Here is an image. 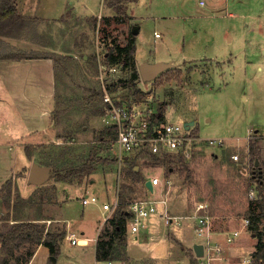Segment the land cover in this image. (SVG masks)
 I'll use <instances>...</instances> for the list:
<instances>
[{"label":"rangeland","instance_id":"1","mask_svg":"<svg viewBox=\"0 0 264 264\" xmlns=\"http://www.w3.org/2000/svg\"><path fill=\"white\" fill-rule=\"evenodd\" d=\"M16 1L21 13L41 17L21 37L3 41L13 50L35 53L38 57L33 59H50L54 77L50 83L40 68L0 60V181L8 177L0 188V229L4 222L39 217L50 231L64 229L63 240H67L65 219L77 235L91 237L98 221L109 213L102 205L113 203L121 185L135 186L130 201L160 199L157 187L147 193L141 183L125 176L127 163L120 172L115 161L103 158L108 153L99 140L104 123L94 111L100 100L92 91L98 89V58L103 59L110 47L126 45L132 29L138 27L135 55L139 62L186 60L176 61L144 86L157 103L171 104L169 121L193 122L190 127L199 138V148L183 160L185 166L173 163L169 170L147 157L136 160L135 171L158 177L166 184L163 192L168 187L183 190L192 211L183 208L181 215H191L202 202L209 215L219 216L225 230H240L236 239L252 234L243 219L250 199L257 197L259 179L264 189V177L257 175L258 167L264 165V0H204V5L198 0H121L118 4L124 8L120 11L110 6L111 0ZM89 17H96V23ZM155 33L160 36L155 38ZM137 87H141L139 82ZM46 88L48 125L32 133L35 136L29 142V128L45 105ZM39 122L45 123L43 118ZM18 137L25 140L16 148ZM213 139L223 144H206ZM251 141L257 147L255 154L248 150ZM234 153L237 160L232 159ZM86 161L93 164L89 175L56 179V172L64 173ZM33 163L50 167L46 180L37 185L27 179ZM84 195L95 196L97 201L83 205ZM166 197L169 206L184 204L182 194ZM6 199L10 207L5 206ZM190 221L182 218L183 223ZM85 246L64 241L56 264H93V243ZM26 247L15 254L25 253ZM126 259L110 264H128Z\"/></svg>","mask_w":264,"mask_h":264},{"label":"trees","instance_id":"2","mask_svg":"<svg viewBox=\"0 0 264 264\" xmlns=\"http://www.w3.org/2000/svg\"><path fill=\"white\" fill-rule=\"evenodd\" d=\"M119 2H121V0H111L109 4L114 9L120 11L124 7L119 6ZM38 19L39 17L36 16L29 17L23 15L18 9L16 0H0V60L16 61L38 57L35 53L32 54L30 52L8 48L6 47V43L3 41V38L21 37L24 33L31 30ZM90 19L93 22L96 21V17H89V20ZM134 38L135 35L131 33L126 45L122 47L117 45L108 48L103 57L104 61L108 63H121L123 68H127L129 76L118 80V84L127 86L137 97H141L144 93L136 87V84L140 80V74H138L134 57ZM51 59H53V62H58V59H55L53 56ZM112 86H115V84ZM92 91L94 93L93 96L100 97L99 104H96L94 107L95 113L100 115L103 112L101 103L102 93H100L97 87L96 89H92ZM166 105V101H159L156 107L157 113L152 116V120L156 122L164 120ZM115 133L116 132L113 127H103L100 132L99 140L102 141L103 144L105 143L106 146L107 140L111 137L113 138ZM248 148L250 153H256L257 147L255 142L251 141ZM148 157H150V160L154 165L164 164L167 166V169H170L173 163H180L182 166H185L181 155L169 153L163 154L160 158L155 156ZM103 158L114 161L113 158L108 155ZM136 160L137 158H128L125 160V163L128 164L125 176L129 177L130 181L143 183L142 175L134 169L137 166ZM92 171L93 164H88V161H86L82 164H78L77 166L70 167V169L66 170L64 173L56 172L55 176L58 180H68L73 176L76 178H82L89 175ZM259 181V189L256 195L257 197L250 199L248 207L244 212L246 218L249 219L247 230L250 231L256 238L254 251H252L250 260L247 264H264V195L263 190H261V180L259 179ZM6 184L10 187L11 191V182L7 181ZM135 192V186L127 183L121 185L117 194L118 204L109 216V219H107L106 226L103 228L96 241L95 258L97 261L107 262L126 258L125 234L129 218L127 208L128 205L133 202V200L130 201V197L132 193ZM3 202H5L6 207H10L9 199L4 200ZM38 218L39 217L34 219L37 220ZM15 220L18 221L11 224L4 222L1 226L0 264H26L32 257V253L38 244L46 246L49 250V254L55 258L58 257L60 242L65 237L64 229L60 231H50V229H46L45 225L41 224L39 221L36 222L22 218ZM21 246H27L25 253L16 255L15 253L19 251ZM192 262L193 264L196 263L194 259Z\"/></svg>","mask_w":264,"mask_h":264},{"label":"built area","instance_id":"3","mask_svg":"<svg viewBox=\"0 0 264 264\" xmlns=\"http://www.w3.org/2000/svg\"><path fill=\"white\" fill-rule=\"evenodd\" d=\"M200 2L204 3L203 0ZM157 35L158 33H155L156 37ZM97 64L98 90L102 93L103 112L100 117L104 127H113L116 132L113 138L107 140L106 152L118 165V171L121 172V167L125 165V160L128 158L144 159L148 156L160 158L163 154L169 153L181 155L183 160L190 158L192 152L199 148V138L193 134L192 127L186 128L184 122L181 121L169 122L164 119L156 122L152 120V116L157 113L158 104L153 98V93L151 94L149 90H144L142 87H137L136 84V87L144 93L141 97H137L127 86L118 84V80L129 76L127 68H123L121 63H108L104 61V58H98ZM121 72L124 73L123 76L119 75ZM140 80H143L141 75ZM113 84L115 86H112ZM262 137L264 138V136ZM215 143L222 145L223 140H208L206 144L213 145ZM231 156L233 160L238 159V154L234 153ZM146 179H150L153 187L159 184L157 177ZM250 196H252V189ZM81 200L83 204L97 201L95 196H85ZM117 204L118 199L116 198L113 203L102 205L103 209L109 210L105 220L109 219ZM127 211L129 215L127 229L130 233H135L146 224L149 215L156 211V204L148 199L133 201L128 205ZM193 215L196 221L195 230L198 233L204 227H208L210 215L205 203H197ZM165 220L170 223L172 218L166 216ZM243 224L247 226L249 219L244 218ZM239 233V229H234L225 235V241L227 243L233 242ZM67 237L71 244L78 241V236L74 232L68 234ZM218 249L216 247V252L212 254L207 252L204 254L203 252L201 256H198V264H226L217 261L220 258L217 256ZM110 263L111 261L106 262V264Z\"/></svg>","mask_w":264,"mask_h":264},{"label":"crops","instance_id":"4","mask_svg":"<svg viewBox=\"0 0 264 264\" xmlns=\"http://www.w3.org/2000/svg\"><path fill=\"white\" fill-rule=\"evenodd\" d=\"M198 2L200 5L205 4L204 0H203L204 3H201L200 0H198ZM27 9H28V6H26V10H25L26 12H28ZM22 14L25 16H29V17H32V16L41 17L38 15H33V14L31 15V14L23 13V12H22ZM138 31H139V28H138ZM136 35L134 38L135 39L134 57H135L137 69H138V66L140 65V63L143 61L152 62V63L158 62V61H163V59L161 60L158 58L157 61L145 59V60H140V62H139L137 60L136 55H135V53H136ZM158 36H160V35L158 34L157 37ZM154 37L157 38L155 36V34H154ZM200 59H203V58L200 57ZM49 60L50 59L34 58L32 60L31 59H22V60H18V61L30 64L33 66V68L35 67V69L40 68V71H42V73L44 72L43 77L47 80V82L51 83L54 76H53V69H52V61L51 60L49 61ZM176 61L182 63L183 61H186V60H183V61L176 60ZM176 61L172 60L170 62H167V63L172 64L169 68L173 67ZM164 62H166V61H164ZM10 68H11V66H10ZM194 70H196V69H193L192 73L194 72ZM150 81H153V80H150ZM50 83L47 87L51 86ZM145 83L149 84L150 82L149 81L146 82V80H141V82H139L140 86L144 90H149L146 88V86H144ZM46 85H47V83H46ZM43 100H44L45 105H43V108L40 111L39 117L35 118L36 121L34 122V125L31 126V128H29V131H30L29 133H30V137H31L29 142H32L33 137L35 136L32 133H34L35 131L38 132L39 129L44 130V129H46V127L48 125V123H47L48 115L46 112L47 100H48L47 88L45 90V95H44ZM171 107H172L171 104H169L167 102V105L165 108L166 111L164 113V119L167 121H169L167 113H170ZM41 118H43L45 121V123H43V125L41 122H39L41 120ZM177 121H179V120H177ZM177 121H174V122H177ZM37 122H38V124H37L38 127H35L36 126L35 123H37ZM169 122H171V121H169ZM40 131L42 132V130H40ZM22 139H24V138H20V137L16 138V142H15L16 148H19L18 144H20V143L22 144V142H23ZM263 155H264V153L262 154L261 160H264ZM236 166L238 169H241L242 173H247L246 169L240 168L242 166L241 163H237ZM136 167H138V166H136ZM169 170H171V168ZM28 175H29V172H28ZM28 175H27V179H28ZM257 175L259 178L264 177V165L261 164L258 167ZM142 177H143V183H141V184L147 193H148V191L152 193L155 190V187H157V189H159V191H160V194L161 193L162 194H161V197L159 200L151 199L156 204V211L149 215V218L147 219V222H146V224H144V226H141L138 229V231H136L135 233L128 232L127 231L128 229L126 227L127 233L125 234L126 235L125 253H126V257H127L126 262H128V264H193V262H192L193 259L197 263V261H199V259L196 256L195 251H193V245L198 244V243L202 244L204 254H206V252L208 254H210V253L212 254V253L216 252L215 249H216V247H218L219 252H218L217 256H219L220 258L217 261L224 262L226 264H228V263H230V264H247L249 262L252 251H254V244H255L254 243V235L250 234L249 236L247 235V237L240 236L238 239H236L241 234V232L239 230L240 233H239V235H237L235 237L236 240L234 239L235 241L231 242L232 244L231 243L228 244L225 241V235L229 234L234 229L228 230V231L225 230L223 228L224 226H222L217 220L219 218V216L213 217L211 214H210L211 216H210V222L208 224V227L207 228L204 227V229H202L198 233L195 230L196 221H195V217L193 215L194 211L192 212L191 215H184V214L181 215L180 214V212L182 211L183 208H185V210H187V211H192L188 207V202H187V199L185 198L184 191L181 189L177 190V192H175L173 190L170 191L169 187H168L167 191L163 192L162 188L166 184H164V183L162 184L158 177L157 178L159 180V184L154 186V187L152 186V189L149 190L145 186V179L148 177H156V176L148 174L147 176L143 175ZM7 178L1 179L0 188H1L2 183ZM161 184H162V186H161ZM168 193L177 194L178 196H179V194H182V198L184 199V201H183L184 204L178 203V204H174V205L169 206L168 198L166 197V195ZM263 195H264V189H263ZM85 196L86 195H84L83 197H85ZM116 198H117V195H115L114 200ZM148 198H149V196H148ZM83 205H88V204H83ZM166 216L172 218V221L170 223L166 222V220H165ZM182 218L183 219L191 218V219H193V223H192V221H190L189 223H183L184 221L182 222ZM63 220H64V222H68L67 235L70 233H73L74 231H72L73 229H71V227H72L71 222L68 220L65 221V219H63ZM35 221L40 222L39 219H37ZM105 221H107V220L103 219V220L98 221L97 226H96V231H95L94 235H92L91 237H82L81 235L76 234L78 236V241L76 243H74L75 245H80V246L86 245L87 246L88 244L91 245L93 243V250H92V253H94L93 264H97V263H99V264L105 263L106 264L105 261L104 262L97 261L95 258L96 241L99 237V233H100L99 230L101 228H103L102 226L104 224H106ZM191 228L193 230L192 232L194 233V236L189 232L191 230ZM46 229H47V227H46ZM80 234H84L83 229L80 230ZM247 234H248V232H247ZM64 241H67L71 244L70 240L67 239V240H63L62 243L60 242V245L63 244ZM74 244H71V245H74ZM249 244L251 245L250 247L247 246ZM38 254H40L42 257L40 258L41 260L37 261V263H36V258L38 257ZM50 257H51V254H49L48 248L42 244H38V246L35 247V249L32 253V257L28 260V262L26 264H35V263L36 264H49V261H51ZM59 257H60V255L58 257H56L55 262L51 261L52 263L50 262V264H56ZM65 264H70V263L67 262ZM117 264H120L119 261H117ZM121 264H125V263H121Z\"/></svg>","mask_w":264,"mask_h":264},{"label":"water","instance_id":"5","mask_svg":"<svg viewBox=\"0 0 264 264\" xmlns=\"http://www.w3.org/2000/svg\"><path fill=\"white\" fill-rule=\"evenodd\" d=\"M132 33L133 34H137L138 33V28L134 27L132 29ZM264 53V51H263ZM172 64L171 63H167L164 61H158V62H147V61H143L140 63V65L138 66V73L141 75V78L143 80L146 81H150L153 80L154 78H156L159 75V72L169 68ZM193 122L189 121V122H184V126H186V128H189L190 125H192ZM258 164V160L255 161V165ZM31 168L29 170V175H28V181L32 184H40L42 183L44 180H46V178L49 175L50 172V167L48 166H44V165H39L38 163H33L30 165ZM145 186L151 190L152 189V183L150 181V179H146L145 180ZM193 251H195L196 256H201L204 252L203 250V246L201 243L198 244H194L193 245ZM52 259L55 261L56 258L54 256H52Z\"/></svg>","mask_w":264,"mask_h":264}]
</instances>
